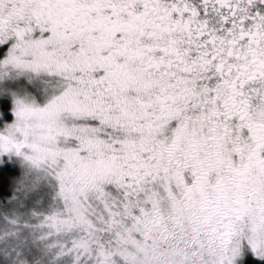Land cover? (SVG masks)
I'll list each match as a JSON object with an SVG mask.
<instances>
[{
    "label": "snow or ice",
    "instance_id": "1",
    "mask_svg": "<svg viewBox=\"0 0 264 264\" xmlns=\"http://www.w3.org/2000/svg\"><path fill=\"white\" fill-rule=\"evenodd\" d=\"M0 264H264V0H0Z\"/></svg>",
    "mask_w": 264,
    "mask_h": 264
}]
</instances>
